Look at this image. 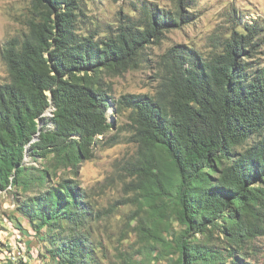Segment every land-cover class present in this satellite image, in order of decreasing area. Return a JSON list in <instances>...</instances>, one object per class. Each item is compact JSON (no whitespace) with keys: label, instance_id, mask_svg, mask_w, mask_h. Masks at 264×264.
I'll return each mask as SVG.
<instances>
[{"label":"trees","instance_id":"trees-1","mask_svg":"<svg viewBox=\"0 0 264 264\" xmlns=\"http://www.w3.org/2000/svg\"><path fill=\"white\" fill-rule=\"evenodd\" d=\"M31 1L27 31L0 49L9 75L0 84V192L33 190L15 200L16 211L49 244L45 254L54 264H98L85 229L92 214L85 191L58 171L77 173L111 127L115 105L130 109L141 144L158 153L149 203L170 204L182 226L173 264H264L246 257L264 235V65L255 61L264 21L240 20L226 34L215 32L206 54L170 46L159 57L153 94L112 99L105 75L133 67L164 30L193 21L185 0H175V11L149 2L139 24L122 22L98 38L77 29L81 0ZM27 155L52 158L53 172L26 165Z\"/></svg>","mask_w":264,"mask_h":264},{"label":"rangeland","instance_id":"rangeland-1","mask_svg":"<svg viewBox=\"0 0 264 264\" xmlns=\"http://www.w3.org/2000/svg\"><path fill=\"white\" fill-rule=\"evenodd\" d=\"M149 2L169 11L177 7L175 0H81L77 29L96 38L105 37L122 22L139 24L142 9ZM184 10L192 14L193 21L164 30L158 42L145 45L133 67L117 75H105L112 99L127 93L153 94L162 76L159 57L170 46L185 44L206 54L215 32L226 34L240 20L264 21V0H185ZM32 12L31 0H0V49L6 40L27 31L25 23ZM260 43L255 61L264 65V39ZM8 81L0 54V84ZM130 113L128 108L113 105L108 111L111 127L98 138L91 156L78 164L75 175L70 169L59 170L58 175L73 177L85 191L92 210L85 229L94 241L98 264H173L177 256L174 240L182 226L170 204L159 200L149 203L154 196L151 184L156 179L154 162L158 153L154 158L152 151L141 144ZM50 114L48 110L44 115ZM51 160L33 161L27 155L25 164L51 168ZM56 179L53 176L52 181ZM33 194V190L21 192L9 187L0 192V261L54 264L45 254L49 244L34 235L27 220L16 211L15 200ZM250 249L247 259L264 263V235L255 238Z\"/></svg>","mask_w":264,"mask_h":264},{"label":"water","instance_id":"water-1","mask_svg":"<svg viewBox=\"0 0 264 264\" xmlns=\"http://www.w3.org/2000/svg\"><path fill=\"white\" fill-rule=\"evenodd\" d=\"M48 110L51 111V108H48L46 111H48ZM46 111H45V112H46ZM40 127H41V120H38L37 133H36L34 139H37V135H38V133H39V131H40Z\"/></svg>","mask_w":264,"mask_h":264}]
</instances>
